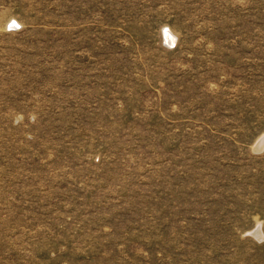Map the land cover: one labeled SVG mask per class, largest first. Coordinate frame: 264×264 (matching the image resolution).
I'll use <instances>...</instances> for the list:
<instances>
[{
  "label": "rangeland",
  "instance_id": "374dc122",
  "mask_svg": "<svg viewBox=\"0 0 264 264\" xmlns=\"http://www.w3.org/2000/svg\"><path fill=\"white\" fill-rule=\"evenodd\" d=\"M0 264H264V0H0Z\"/></svg>",
  "mask_w": 264,
  "mask_h": 264
},
{
  "label": "bare ground",
  "instance_id": "6f19581e",
  "mask_svg": "<svg viewBox=\"0 0 264 264\" xmlns=\"http://www.w3.org/2000/svg\"><path fill=\"white\" fill-rule=\"evenodd\" d=\"M166 36H167L168 39H172V37H171V35L169 33H166Z\"/></svg>",
  "mask_w": 264,
  "mask_h": 264
}]
</instances>
